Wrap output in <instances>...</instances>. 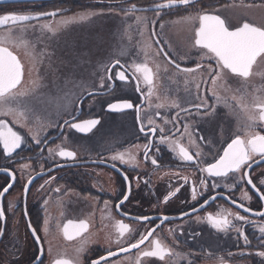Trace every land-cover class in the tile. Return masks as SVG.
Wrapping results in <instances>:
<instances>
[{"label": "flooded vegetation", "instance_id": "obj_1", "mask_svg": "<svg viewBox=\"0 0 264 264\" xmlns=\"http://www.w3.org/2000/svg\"><path fill=\"white\" fill-rule=\"evenodd\" d=\"M88 1L97 11L112 14V21H101V14L86 24L60 21L72 13L74 0L34 4L33 8L0 7V15L57 12L55 17L19 25V48L12 53L24 66L23 90L27 94L14 103L0 102V112H16L15 116L0 119H5L24 138L21 148L11 156L5 155L0 145V190L12 185L0 198V206L5 209V219L0 220V264H53L57 259L91 264L106 257L109 250L118 251L119 246L134 243L157 224L160 227L150 239H159L169 254L164 259L140 256L142 264H264V258L256 255L264 251V237L259 232L264 218L254 215L264 212V200L259 198L264 193V185L259 183L264 179V162L248 170L259 193L240 179L242 173L209 177L200 171L222 154L234 134L253 131L248 115L257 111L253 100L264 91V59H257L246 79L227 73L213 84L205 69L208 64L215 68V61L201 60L202 53L192 47L191 39L193 25L198 26L191 17L197 10L220 15L230 28L243 22L264 27L254 19L257 13L253 9L264 5V0H198L194 7L177 5L164 8L159 14L155 5L166 0ZM132 4L136 5V12L126 15L120 10ZM39 7L43 10L31 13ZM44 25L56 26L55 31H48ZM11 26L16 25L0 26V34ZM105 29L111 32L108 50L104 48ZM161 49L169 56H164ZM169 59L179 63L181 69L195 68L197 63H202L203 68L185 74L169 64ZM137 65L150 69L151 89ZM118 71H124L125 82L115 79ZM34 82L46 87L33 90ZM137 83L140 92L136 91ZM198 94L210 98L209 104L216 106L223 117L220 127L206 123L192 107L199 103ZM119 99L131 100L139 112L136 108L123 112L106 110L108 103ZM25 108L29 109L28 115L21 116ZM183 109H189L191 115ZM87 119L100 120L88 134L64 124L66 120ZM255 125L254 130L264 134V126L258 120ZM141 126L145 132L140 131ZM153 127L157 129L154 135L148 131ZM161 129L168 137L164 142L160 139ZM37 139L40 143H36ZM150 142L152 148L146 160L144 145ZM177 142L194 156L195 162L181 159ZM60 148L73 151L75 159L56 155ZM197 152L201 153L198 157ZM118 154L123 155L124 162L113 160ZM152 158L158 161L157 165L151 163ZM30 179L32 183L25 194L24 187ZM201 179L206 185L200 184ZM129 191L128 200L121 203ZM241 204L243 208L239 207ZM244 208L251 211L245 212ZM237 214L251 223L235 219ZM209 215L226 218L230 224L225 230H218ZM142 216L156 219H137ZM164 216L168 219L161 223L159 218ZM81 221L88 225L87 231L68 239L64 227L67 225L69 233H74V226ZM121 224L127 225L123 237L119 236ZM32 228L36 229L39 242L33 237ZM237 228L248 236V245ZM151 248L146 241L140 249L109 257L101 264H136L137 256Z\"/></svg>", "mask_w": 264, "mask_h": 264}, {"label": "snow or ice", "instance_id": "obj_2", "mask_svg": "<svg viewBox=\"0 0 264 264\" xmlns=\"http://www.w3.org/2000/svg\"><path fill=\"white\" fill-rule=\"evenodd\" d=\"M198 0H166L165 3L156 4L155 10L157 14L162 11L164 8H172L177 5H182L185 7H194ZM126 15L128 13H134L137 11V7L135 4H132L130 7H121L120 9ZM57 15L56 11L53 12H38L36 15H18L15 13H7L0 15V26L5 25H23L26 22L32 20H39L42 17H55ZM91 15H96V13H91ZM140 19V18H137ZM146 20L147 18H143ZM194 21H198V26L193 25V36H192V47L196 48L200 51L201 60L207 59L209 61H215V68H213L212 64H208L207 71L210 75V79L213 84H215L217 78H219L222 74L231 73L234 77L237 78H248L252 73V66L256 63L258 58L264 59V27L255 26L249 22H243L239 26L234 28H230L225 19H223L220 15L204 12L201 10L196 11V15L191 17ZM153 24L156 21H152ZM48 31L54 32L56 26L53 25H44ZM161 29L164 28V25H160ZM156 34V33H153ZM159 43V41H157ZM164 56L168 57L169 53L165 52L164 49L160 50ZM169 64L175 65V68L178 71H182L185 74H194L196 71L203 68L202 63H197L195 68L186 67L181 69V65L177 63L173 59H169ZM120 61L116 60L115 64L119 65ZM137 71H142L144 74V82L149 86V89L152 87V76L150 69L146 65H137ZM109 80L112 79L110 75L108 77ZM115 79L121 82H125L127 77L124 71H118L115 73ZM139 80V77H136ZM204 83H207L205 81ZM35 87H46L44 84H36L34 82L33 90ZM103 87V85H102ZM197 89H199L200 85H196ZM24 89V66L21 64L20 60L10 51L6 46H0V102L4 104H10L16 102L21 96L26 95V91ZM136 91L140 92L141 89L139 87V83H137ZM151 95V92L149 93ZM213 97H215V92H213ZM196 99L199 103H195L192 105L195 108L198 114H201V118L205 120L206 123L212 124L214 128L220 127V122L223 119L219 115V112L216 106L209 104V99L206 96H200L199 94L196 96ZM218 99V98H217ZM179 107V104L175 105ZM253 107L257 110L256 112H250L248 115V119L253 121L251 127L253 131L246 132L244 135H240L239 133L234 134V138H230V142H226V147L222 149V154H218L217 158L214 159V162L207 164L206 167L201 168L200 171L202 173H207L209 177H227L230 173H242L240 176L241 180H246L249 185L252 186L253 189L259 193V188L257 185L253 183L252 178L248 174V170L252 169L253 165H259L261 162H264V134L261 132H257L254 130L255 122L258 120L261 126H264V96L254 98ZM136 108V111L139 112V108L136 107L133 102L129 99H119L116 102L108 103L106 110L109 112H123L126 110H132ZM183 111L187 112L191 115L189 109H183ZM29 109L25 108L24 112L21 113V116H27ZM8 115H16L12 109L8 111L0 112V116H8ZM75 119V117L73 118ZM151 123V122H150ZM64 124L69 128L75 130L81 134H88L92 132L97 125L100 124L99 119H87L80 122H71L64 121ZM185 130H187V126H185ZM141 132H145V128L141 126ZM149 132L153 135L156 133V128H149ZM162 135L160 137L161 142H164L168 139V137L163 135V129L160 130ZM24 143V138L16 131L12 129L7 123L5 119H0V145H2L3 153L7 156H11L17 149L21 148ZM36 143H40L39 139L36 140ZM176 147L179 150V155L181 159L185 162H195L194 156L190 154V152L179 142L176 143ZM145 148V159H149L148 153L151 151L152 145L151 142L149 144L144 145ZM52 151L51 149L49 150ZM158 151V149H157ZM56 155L65 159H75V153L73 151L66 150L64 148H60ZM201 153L197 152L196 156H200ZM113 160L120 159L124 162V158L122 154H118L112 157ZM258 158V159H257ZM151 163L153 165H157L158 161L155 158L151 159ZM4 171H8V169H4ZM10 175H12L10 173ZM264 175V173H262ZM34 179V178H32ZM32 179H30L24 187L25 194L28 192V186L32 183ZM127 179V177H125ZM185 182H187V177H184ZM147 183V182H146ZM259 183L264 185V179H260ZM200 184L206 185L205 179L200 180ZM216 187L217 185H213ZM12 187L11 184H8L2 190H0V198H3L6 193L9 192V189ZM43 188V185H41ZM59 191V189H57ZM178 192L179 189H176ZM130 195L129 193L123 196V201L128 200ZM169 195H175V193H170ZM250 199V197H248ZM259 198L264 200V193H260ZM169 199L168 196L165 197V202ZM192 199H196V191L195 188L192 192ZM46 203V202H45ZM235 203V201H233ZM119 207V205L117 206ZM239 207H244L242 204ZM196 211L195 208L192 210ZM245 212H250L251 209L244 208ZM27 215V212H25ZM184 215H190L189 213H184ZM254 215H258L264 218V212H257ZM5 219V209L0 206V220ZM137 219L148 222L152 221L156 218L149 216L137 217ZM161 223L166 221L168 217H160ZM235 219L239 221H244L247 223H251L248 221L245 216L235 215ZM209 220L211 221L213 227H216L218 230H225V226L230 224L228 219H215L211 215H209ZM47 223V221H45ZM71 223V222H69ZM31 228V224H29ZM160 225L157 224L155 227L149 229L145 234H141L140 238L136 240L134 243L129 242L127 246H119L118 251L109 250L107 252V256H101L99 260H93L91 264H101V261H107L109 257H116L120 253H127L132 249H140L141 245H144L146 241H148L152 248L150 250L143 251L137 256L136 264H142L140 260V256L143 257H159L160 259H164L166 254L169 252L161 245L159 239H150L154 236L157 228ZM75 232L69 233L68 226L64 227V234L68 239H72L74 235H79L82 231H87L88 225L81 221L78 225L74 226ZM127 229V225H120L119 236L123 237L125 230ZM47 231V229H45ZM239 236H241L245 242V245L250 243L248 236L243 232L242 229H236ZM259 232L262 237H264V225L259 227ZM3 234V229L0 228V235ZM32 235L35 237L37 242L40 241V237L37 235V231L35 228H32ZM117 245H119V239L116 241ZM261 247L264 248V243L261 244ZM243 254V253H241ZM256 255L264 258V251H259ZM53 264H70V261L57 259L53 262Z\"/></svg>", "mask_w": 264, "mask_h": 264}, {"label": "rangeland", "instance_id": "obj_3", "mask_svg": "<svg viewBox=\"0 0 264 264\" xmlns=\"http://www.w3.org/2000/svg\"><path fill=\"white\" fill-rule=\"evenodd\" d=\"M75 1V6L72 7L71 11L72 13L69 15L64 16L61 18L60 21H77L81 22L82 24H86V21H96V18L99 17L98 14H101L103 16V19L101 21H112V14H107L109 12L105 11L103 13L99 12L96 10V6L90 5L88 3V0H77V1H82V2H77ZM87 1V2H86ZM104 8H108V5H104ZM255 12L257 13L256 18H254L256 21H258L260 24L264 25V5L256 6L253 8ZM91 13H96V15H91ZM63 22H60L62 24ZM21 26L16 25V26H11L5 29V31L0 34V45L1 46H6L9 50L15 52L17 48H19V43H18V34L19 31H17ZM85 32V31H83ZM104 36V48L105 50H108L110 47V31H107L105 29V32H103ZM93 42L91 39L90 43ZM89 51L92 52V47L89 46ZM264 96V91L263 94H261L259 97Z\"/></svg>", "mask_w": 264, "mask_h": 264}, {"label": "water", "instance_id": "obj_4", "mask_svg": "<svg viewBox=\"0 0 264 264\" xmlns=\"http://www.w3.org/2000/svg\"><path fill=\"white\" fill-rule=\"evenodd\" d=\"M52 0H0V5L13 3H32V2H46Z\"/></svg>", "mask_w": 264, "mask_h": 264}]
</instances>
